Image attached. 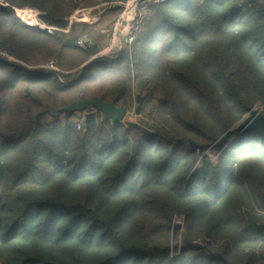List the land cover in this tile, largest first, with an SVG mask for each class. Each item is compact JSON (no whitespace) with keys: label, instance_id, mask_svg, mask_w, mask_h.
Listing matches in <instances>:
<instances>
[{"label":"trees","instance_id":"1","mask_svg":"<svg viewBox=\"0 0 264 264\" xmlns=\"http://www.w3.org/2000/svg\"><path fill=\"white\" fill-rule=\"evenodd\" d=\"M92 1L0 0V264H264V133L217 145L264 117V0L148 3L112 56L107 16L48 34L14 13L64 28ZM88 99L132 119L71 121Z\"/></svg>","mask_w":264,"mask_h":264},{"label":"built area","instance_id":"2","mask_svg":"<svg viewBox=\"0 0 264 264\" xmlns=\"http://www.w3.org/2000/svg\"><path fill=\"white\" fill-rule=\"evenodd\" d=\"M163 1L165 0H125V1H117V2H102L93 7L75 9L67 18V25L64 28H60L48 24L38 17H36V21L34 22L33 25L38 27L40 30L45 31L48 34H52L55 31L67 32L69 26L72 23H76L80 21H85L89 23L97 22L99 20L100 15L103 14L105 10L119 6L121 7V11L114 22L111 33L112 38L110 39V42L108 43L106 48L103 50L106 51L112 49L116 45L115 43V39L117 36L116 34L118 32V28L120 27H123L125 45L127 46L131 45L135 41L138 33L141 30V26L143 22V14L146 10L145 5L148 3L157 4ZM82 43H83L82 40H78L79 45H82ZM0 57L8 61L13 60L1 50H0ZM42 67L57 71V65L54 60H49ZM77 129H79V124L77 125Z\"/></svg>","mask_w":264,"mask_h":264},{"label":"rangeland","instance_id":"3","mask_svg":"<svg viewBox=\"0 0 264 264\" xmlns=\"http://www.w3.org/2000/svg\"><path fill=\"white\" fill-rule=\"evenodd\" d=\"M103 1H100V0H93L92 3L90 5H85V6H80L79 8H88V7H93L99 3H102ZM23 8H29V7H23ZM32 8V7H31ZM22 9V8H21ZM15 10V15L16 17L24 24L26 25H29V26H34V18L36 20V17L42 19L41 15L42 13L39 12L38 10L36 9H30V11H23V10ZM123 10V9H122ZM22 11V12H21ZM109 9L105 10V12L103 14L100 15L99 17V20L97 22H94V23H89V22H85V21H80V22H76V23H85L86 25L88 26H91V25H97L99 22H104L106 16L108 17L106 19V21H109L111 22L110 25H108L107 28L101 30V32L103 33V35H107L108 33H110L109 37H108V43L110 42V39L112 38V29H113V25H114V22L117 18V16L119 15V13H117L116 15H112L111 13H109ZM25 14V15H24ZM31 18H30V17ZM113 16L115 17L113 19ZM104 20V21H103ZM125 30V29H124ZM116 39H115V43L116 45L110 49V50H106V51H103L104 49H102L98 54H100V56L102 55H106V56H112L113 55V52L115 53V51L117 50H120L123 46H125V42H124V31H123V27H120L118 28V32L116 34ZM108 45V44H107ZM116 51V52H117ZM1 58V57H0ZM3 59V58H1ZM57 71H59L58 67H57ZM137 97V95H136ZM251 111H255V112H259V110L256 108V107H253ZM66 112V111H65ZM88 113H94V110H87V109H84V110H77V111H74L72 112V115L69 117V119L71 121H79L81 118L83 119L85 117V115H87ZM260 114V113H259ZM129 115L132 116V111L130 112H126L125 111V116L124 118L122 119V121H125V120H128V119H132V118H129ZM250 115V112L247 113V115H245V117L242 119V121H240L239 123H237L232 129H230L219 141H221L222 143L223 142H226V143H229L231 141V137L234 136L237 132V128L242 125L244 123V120ZM65 117V114H60L59 115V118L61 120H63ZM206 154H208L210 156V158L212 160H215L216 159V156L217 154H215V152H210V151H206L205 152ZM176 223H181V220L180 219H176Z\"/></svg>","mask_w":264,"mask_h":264},{"label":"water","instance_id":"4","mask_svg":"<svg viewBox=\"0 0 264 264\" xmlns=\"http://www.w3.org/2000/svg\"><path fill=\"white\" fill-rule=\"evenodd\" d=\"M140 98L139 95L136 97V101L139 102ZM96 109L97 111H100L104 118H109L112 121H122V119L125 116V111L122 108L115 107L112 102L104 103L100 99H88L84 101H78L76 103H73L67 107H65L63 110L66 112H74L77 110H92ZM252 109H249L248 112H250V115L244 120V123L240 125L237 130L236 134L244 131V130H252L256 132H262L264 133V117L259 114V112L251 111ZM93 113H88L85 115L86 121L89 119V117H92ZM222 144L221 141L217 143V145Z\"/></svg>","mask_w":264,"mask_h":264},{"label":"bare ground","instance_id":"5","mask_svg":"<svg viewBox=\"0 0 264 264\" xmlns=\"http://www.w3.org/2000/svg\"><path fill=\"white\" fill-rule=\"evenodd\" d=\"M22 12V11H21ZM25 15V14H24ZM30 17V16H29ZM31 18V17H30ZM36 20H35V18H34V22H35Z\"/></svg>","mask_w":264,"mask_h":264}]
</instances>
